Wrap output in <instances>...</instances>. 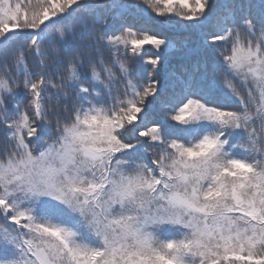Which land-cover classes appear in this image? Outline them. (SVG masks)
Instances as JSON below:
<instances>
[{
	"label": "snow or ice",
	"instance_id": "1",
	"mask_svg": "<svg viewBox=\"0 0 264 264\" xmlns=\"http://www.w3.org/2000/svg\"><path fill=\"white\" fill-rule=\"evenodd\" d=\"M0 264H264V0H0Z\"/></svg>",
	"mask_w": 264,
	"mask_h": 264
}]
</instances>
